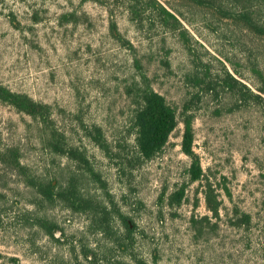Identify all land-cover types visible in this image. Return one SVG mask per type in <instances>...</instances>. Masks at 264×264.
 Segmentation results:
<instances>
[{"label":"rangeland","instance_id":"374dc122","mask_svg":"<svg viewBox=\"0 0 264 264\" xmlns=\"http://www.w3.org/2000/svg\"><path fill=\"white\" fill-rule=\"evenodd\" d=\"M111 1L0 0V83L52 104L101 176L87 173L86 189L111 211L103 231L87 212L43 199L27 174L56 184L79 161L44 149L32 118L0 102V148L18 146L27 168L0 161V264H264V36L191 0H160L188 30L175 32L150 8L140 24ZM227 72L262 99L232 89ZM144 75L179 123L160 153L130 169L117 151L135 147L129 87ZM188 115L196 181L182 151ZM94 124L114 151L87 135ZM44 223L58 226L54 235Z\"/></svg>","mask_w":264,"mask_h":264},{"label":"trees","instance_id":"16d2710c","mask_svg":"<svg viewBox=\"0 0 264 264\" xmlns=\"http://www.w3.org/2000/svg\"><path fill=\"white\" fill-rule=\"evenodd\" d=\"M112 1L115 4L119 3L121 6H125L130 11L131 19L137 23H143L142 13L150 8L155 12L158 19L170 27L169 29L172 32L177 30L188 31L180 18L160 0ZM191 1L199 6L214 10L219 15L243 25L258 35L264 36V0ZM71 15L74 19H77L75 13ZM226 80L232 86V89H238V91H240V88L244 91L246 89V94L262 99L260 94L254 93L230 72H227ZM211 86L212 84L209 83L208 88H211ZM129 91L130 95H132V101L136 104L131 118L135 147L132 151H128L125 154H121V149L117 152L125 159L122 162L124 167L131 169L136 168L146 160L152 159L164 149L172 132L177 127L179 119L175 108L163 94L150 85L146 75L142 76L141 80H135L130 85ZM0 102L32 118L37 127V137L44 149L53 154L66 155L79 161L80 165L77 164L79 171L72 172L64 181L58 180L56 184H53L51 178H39L26 173L28 184L36 188L39 194L44 197L43 199L51 202L62 200L76 210L87 212L96 229L110 230L109 217L111 211L108 205L99 201L84 185V180L88 174L93 175L94 180H100L101 176L90 165L86 152L70 144L66 133L56 125L52 104L36 100L28 93L15 91L2 83H0ZM184 122L185 130L182 139V151L192 160L189 170L190 178L192 181H196L203 175V167L199 155L194 149L195 133L191 115L185 117ZM88 130L87 135L92 137L103 150L106 152L114 151L105 136L102 126L94 124ZM20 156L21 153L18 146L0 148V161L23 172L27 168L21 163ZM82 163L85 164L86 170L83 168ZM185 195L186 190L184 187L172 192L169 196L170 203L181 204ZM124 222L129 229L131 223L126 219ZM46 223H44V227H46L47 232L50 235H54V230L58 226L56 224L46 225Z\"/></svg>","mask_w":264,"mask_h":264}]
</instances>
